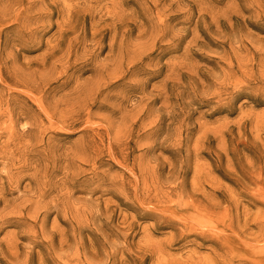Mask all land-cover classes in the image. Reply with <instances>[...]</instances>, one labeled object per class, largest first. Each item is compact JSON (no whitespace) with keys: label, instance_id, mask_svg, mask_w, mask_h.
<instances>
[{"label":"rangeland","instance_id":"1","mask_svg":"<svg viewBox=\"0 0 264 264\" xmlns=\"http://www.w3.org/2000/svg\"><path fill=\"white\" fill-rule=\"evenodd\" d=\"M0 264H264V0H0Z\"/></svg>","mask_w":264,"mask_h":264}]
</instances>
